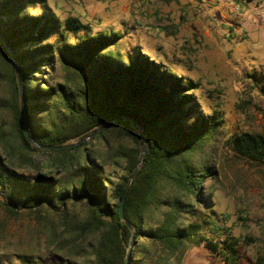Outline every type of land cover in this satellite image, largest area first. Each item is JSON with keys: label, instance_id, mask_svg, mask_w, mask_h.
Instances as JSON below:
<instances>
[{"label": "trees", "instance_id": "obj_1", "mask_svg": "<svg viewBox=\"0 0 264 264\" xmlns=\"http://www.w3.org/2000/svg\"><path fill=\"white\" fill-rule=\"evenodd\" d=\"M46 9L44 0H0V36L18 65L28 134L40 146L22 134L15 69L0 43V205L13 215L56 213L60 225L48 223V243L69 244L74 256L62 264H170L201 244L237 264L238 240L197 211L214 214L203 184L215 175L219 111L203 114L192 81L141 51L125 60L112 55L119 34L92 33ZM119 117L141 129L139 139L126 121L90 138ZM227 143L242 160L264 163V134ZM121 200L130 227L119 218ZM69 205L84 207L76 225L68 223ZM17 261L41 264L26 255Z\"/></svg>", "mask_w": 264, "mask_h": 264}, {"label": "rangeland", "instance_id": "obj_2", "mask_svg": "<svg viewBox=\"0 0 264 264\" xmlns=\"http://www.w3.org/2000/svg\"><path fill=\"white\" fill-rule=\"evenodd\" d=\"M253 0H44L60 20L77 18L92 33L120 35L112 55L144 57L176 71L195 85L203 114L219 111L223 124L215 138L213 179H206L208 214L238 240L237 264H264V163L252 165L227 140L245 132L264 134V23L252 24L239 10ZM240 8L236 10V8ZM40 14L37 4L36 12ZM84 207L69 205L68 223L82 220ZM49 210L13 215L0 205V264L26 255L41 264L73 259L49 245V224L60 225ZM207 232V230H205ZM208 234V232H207ZM170 264H226L204 245L190 246Z\"/></svg>", "mask_w": 264, "mask_h": 264}, {"label": "water", "instance_id": "obj_3", "mask_svg": "<svg viewBox=\"0 0 264 264\" xmlns=\"http://www.w3.org/2000/svg\"><path fill=\"white\" fill-rule=\"evenodd\" d=\"M0 43L2 44V46L4 47L6 52L9 54V56L11 58V61H12V64H13L14 69H15L16 80H17V85H18V90H19V93H18V99H19V120H20V128H21L22 134H23L24 138L29 143H31L34 147L39 148L40 146L29 136L28 131H27L26 120H25V112H24V103H23V96H22V87H21L19 73H18V65L15 62V60L13 59L12 52H11L10 48L8 47V45L5 43V41L3 40V38L1 36H0ZM120 121L128 122L132 126V128H133V130H134V132L136 134V137L139 139V134L142 133L141 129L138 126H136L131 120H129L127 118H124V117H119L117 119L111 120L110 122L106 123L105 125L97 128L96 131L90 135V138L93 137L94 134L98 130L103 129V128H107V127L111 126L112 124H114L116 122H120ZM88 139L89 138H86V139H83V140H88ZM71 145H73V144H67V145H63V146H60V147H56V148H65V147H68V146H71ZM145 153H146V146L144 148L141 147L137 164H136L132 174L129 177V181H132L134 175L136 174V172L140 168V166L142 164L143 156L145 155ZM118 214H119L120 220L126 226L130 227L129 222L123 216V200H121L120 203H119V212H118ZM126 262H127V259L124 261V264H126Z\"/></svg>", "mask_w": 264, "mask_h": 264}, {"label": "built area", "instance_id": "obj_4", "mask_svg": "<svg viewBox=\"0 0 264 264\" xmlns=\"http://www.w3.org/2000/svg\"><path fill=\"white\" fill-rule=\"evenodd\" d=\"M239 16L250 20L254 25L264 23V0H253L250 6L246 5L244 10H239Z\"/></svg>", "mask_w": 264, "mask_h": 264}]
</instances>
